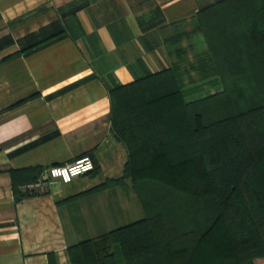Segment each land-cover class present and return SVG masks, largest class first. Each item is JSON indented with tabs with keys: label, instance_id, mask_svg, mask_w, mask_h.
Returning <instances> with one entry per match:
<instances>
[{
	"label": "crops",
	"instance_id": "crops-1",
	"mask_svg": "<svg viewBox=\"0 0 264 264\" xmlns=\"http://www.w3.org/2000/svg\"><path fill=\"white\" fill-rule=\"evenodd\" d=\"M215 1L0 0V264H71L69 246L143 217L109 90L170 68L186 100L221 91L198 22ZM84 155L94 171L20 189Z\"/></svg>",
	"mask_w": 264,
	"mask_h": 264
},
{
	"label": "trees",
	"instance_id": "trees-1",
	"mask_svg": "<svg viewBox=\"0 0 264 264\" xmlns=\"http://www.w3.org/2000/svg\"><path fill=\"white\" fill-rule=\"evenodd\" d=\"M198 22L222 90L186 100L170 68L109 90L144 214L69 246L71 264L264 258V0H217Z\"/></svg>",
	"mask_w": 264,
	"mask_h": 264
},
{
	"label": "built area",
	"instance_id": "built-area-1",
	"mask_svg": "<svg viewBox=\"0 0 264 264\" xmlns=\"http://www.w3.org/2000/svg\"><path fill=\"white\" fill-rule=\"evenodd\" d=\"M93 169V160L89 155H84L66 164L45 167L34 182L23 185L20 189L24 192H32L49 182L68 183L79 175L90 173Z\"/></svg>",
	"mask_w": 264,
	"mask_h": 264
},
{
	"label": "rangeland",
	"instance_id": "rangeland-1",
	"mask_svg": "<svg viewBox=\"0 0 264 264\" xmlns=\"http://www.w3.org/2000/svg\"><path fill=\"white\" fill-rule=\"evenodd\" d=\"M215 93V92H214ZM204 94H207V93H199V94H197V95H194V97H200L201 95H204ZM189 98V97H188ZM192 98H193V96H192ZM117 258L119 259L118 261H119V263H121V259H120V254H119V252L117 253Z\"/></svg>",
	"mask_w": 264,
	"mask_h": 264
}]
</instances>
